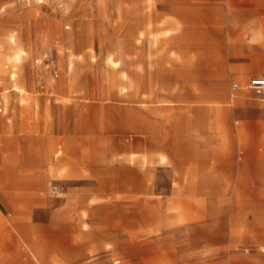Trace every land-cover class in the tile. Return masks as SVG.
Returning <instances> with one entry per match:
<instances>
[{
    "label": "rangeland",
    "instance_id": "obj_1",
    "mask_svg": "<svg viewBox=\"0 0 264 264\" xmlns=\"http://www.w3.org/2000/svg\"><path fill=\"white\" fill-rule=\"evenodd\" d=\"M239 1L0 0V258L264 264V32ZM17 220L36 244L10 252Z\"/></svg>",
    "mask_w": 264,
    "mask_h": 264
},
{
    "label": "crops",
    "instance_id": "obj_2",
    "mask_svg": "<svg viewBox=\"0 0 264 264\" xmlns=\"http://www.w3.org/2000/svg\"><path fill=\"white\" fill-rule=\"evenodd\" d=\"M225 3L226 4H229V3H231V4H233V3L240 4L241 1H239V0H225ZM247 3H248V5H247L248 7L246 8V10H247L246 13L248 14L247 15V19L248 20L262 21V24H263L262 30L264 32V0H247ZM238 10H239V11H237L238 13L242 12V10H240V9H238ZM262 62H264V60H262ZM258 72H259V70H251V71H249L250 74H256ZM232 83H238V82L232 81ZM209 98H211V97H208V100H210ZM234 100H235L234 98H231L230 100H226L225 99V100H221V101L222 102L224 101L227 104H230V102L234 101ZM221 101L219 100V101H216L215 103L221 102ZM207 103H211L210 104L211 108H209V109L214 108V107H212L214 105L213 101H207ZM226 103H224V104H226ZM214 106L216 107V105H214ZM208 119L210 120L211 116H209ZM208 127L211 128V127H213V125L209 124ZM255 147H258V146H256V144L252 143L248 148L252 149V148H255ZM259 147H261V146L259 145ZM263 147H264V143H263ZM248 152H249V150L248 151L246 150L244 154L247 155ZM148 158L149 157L147 155L143 156L142 163L143 164L147 163V159ZM165 160H166L165 155L161 154L159 156V161H165ZM177 161L179 163H181V161L184 163V158L178 157ZM183 189H184V193L179 194L178 196H182L183 197L182 201H186V202L190 201V199L192 200L196 196L203 195V194H208V192H205V193H201L200 192L199 193V191L195 187L188 186V187L183 188ZM171 195L172 194H168V196H171ZM173 195H175V194L173 193ZM13 204L14 203L12 202V199L10 198V194L7 191H5V190L0 189V213H3L4 210L5 211L8 210L10 208V206L13 205ZM10 227L16 229L17 235H14L10 239H7L4 242V244H12V248H10L9 251L10 252H14V250L16 249V246L18 244H20V243L25 244V243H30V241H33L32 240L33 238H31L29 232L26 231V229L27 228L39 227V225H37L35 222H27V221H24V220H17V221L12 222L10 224ZM31 244L35 245L36 243L33 241ZM33 258L35 260H38L40 263L42 261L45 264H51V261H52L51 255H49L48 257H45L44 254L40 253V249L39 248L37 249V252L34 253V257ZM65 259L67 260V259H70V258L69 257H65ZM20 260H22V262ZM117 262H119V260L116 261L115 263H117ZM0 264H38V263H35L34 260L30 261L28 263H24V257L19 256L17 258L16 257H12V258L8 257L6 260L0 258Z\"/></svg>",
    "mask_w": 264,
    "mask_h": 264
},
{
    "label": "built area",
    "instance_id": "obj_3",
    "mask_svg": "<svg viewBox=\"0 0 264 264\" xmlns=\"http://www.w3.org/2000/svg\"><path fill=\"white\" fill-rule=\"evenodd\" d=\"M248 90H251L255 95H264V75L254 76L246 83L245 86ZM240 85L238 83L231 84V94L234 95L239 91Z\"/></svg>",
    "mask_w": 264,
    "mask_h": 264
},
{
    "label": "bare ground",
    "instance_id": "obj_4",
    "mask_svg": "<svg viewBox=\"0 0 264 264\" xmlns=\"http://www.w3.org/2000/svg\"><path fill=\"white\" fill-rule=\"evenodd\" d=\"M130 8V7H129ZM121 19V18H120Z\"/></svg>",
    "mask_w": 264,
    "mask_h": 264
}]
</instances>
